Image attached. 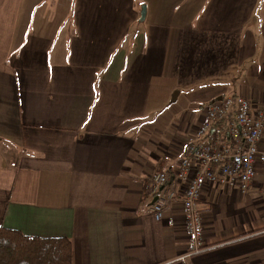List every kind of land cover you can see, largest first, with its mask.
Wrapping results in <instances>:
<instances>
[{"label": "crops", "instance_id": "0c3cea01", "mask_svg": "<svg viewBox=\"0 0 264 264\" xmlns=\"http://www.w3.org/2000/svg\"><path fill=\"white\" fill-rule=\"evenodd\" d=\"M237 96L264 109V0H0V227L69 240L71 264H264L260 164L200 193L196 254L178 206L151 213Z\"/></svg>", "mask_w": 264, "mask_h": 264}, {"label": "built area", "instance_id": "2783aa9c", "mask_svg": "<svg viewBox=\"0 0 264 264\" xmlns=\"http://www.w3.org/2000/svg\"><path fill=\"white\" fill-rule=\"evenodd\" d=\"M262 135L264 109L252 114L243 97L221 99L207 107L205 121L195 133L197 142L187 147L178 169L152 178V216L162 221L164 213L178 206L189 253L196 254L205 246L196 209L200 193L206 187L224 184L246 192L256 175V166H264V150L259 148ZM166 224L173 228L174 218L167 219Z\"/></svg>", "mask_w": 264, "mask_h": 264}, {"label": "trees", "instance_id": "16d2710c", "mask_svg": "<svg viewBox=\"0 0 264 264\" xmlns=\"http://www.w3.org/2000/svg\"><path fill=\"white\" fill-rule=\"evenodd\" d=\"M65 238H39L0 227V264H71Z\"/></svg>", "mask_w": 264, "mask_h": 264}, {"label": "water", "instance_id": "95a60500", "mask_svg": "<svg viewBox=\"0 0 264 264\" xmlns=\"http://www.w3.org/2000/svg\"><path fill=\"white\" fill-rule=\"evenodd\" d=\"M144 15H145V8L142 9V12H141V16L144 18ZM178 93L175 92L172 96V99L173 101H175L176 97H177Z\"/></svg>", "mask_w": 264, "mask_h": 264}]
</instances>
